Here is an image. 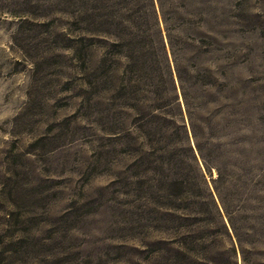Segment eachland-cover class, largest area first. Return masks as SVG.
<instances>
[{"label": "rangeland", "instance_id": "1", "mask_svg": "<svg viewBox=\"0 0 264 264\" xmlns=\"http://www.w3.org/2000/svg\"><path fill=\"white\" fill-rule=\"evenodd\" d=\"M0 264H264V0H0Z\"/></svg>", "mask_w": 264, "mask_h": 264}, {"label": "trees", "instance_id": "2", "mask_svg": "<svg viewBox=\"0 0 264 264\" xmlns=\"http://www.w3.org/2000/svg\"><path fill=\"white\" fill-rule=\"evenodd\" d=\"M119 44V42H115L113 46ZM119 47L125 50L123 55L126 58L127 66L124 68L130 74L126 85L128 97L133 100L132 96L137 94L142 97V102H147L143 107L148 111L146 115L147 123L143 122V118L141 119L142 124L146 126L154 125L158 133H164L166 126L160 128L157 124L161 120L167 121L168 111L166 109L170 107L172 101V96L168 93V86L173 81L169 63L161 56L163 55V52L161 54V48L164 47L165 49V46L160 44V48L157 50L153 47L152 36L138 34L134 41ZM127 52H129V55H127ZM116 54L121 53L116 52ZM157 119H160V121L158 122ZM155 121L158 123L156 124ZM142 124L139 127H143ZM151 131L155 130L151 129ZM177 182L179 186L184 185L183 181Z\"/></svg>", "mask_w": 264, "mask_h": 264}]
</instances>
